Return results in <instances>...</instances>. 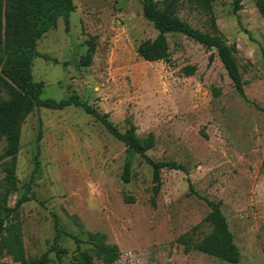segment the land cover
Masks as SVG:
<instances>
[{"label": "rangeland", "instance_id": "1", "mask_svg": "<svg viewBox=\"0 0 264 264\" xmlns=\"http://www.w3.org/2000/svg\"><path fill=\"white\" fill-rule=\"evenodd\" d=\"M163 6L165 0H156ZM70 35L65 20L38 40L33 76L44 98L78 95L109 113L122 131L129 122L144 139L150 132L155 160H176L182 170L164 168L158 193L153 169L138 154L80 107L34 110L22 127L17 159V188L7 192V159H0V202L14 206L35 167L36 138L42 128L40 168L33 181L35 200L18 210L26 254L36 258L53 242V213L62 227L87 239L106 235L105 243L121 250L120 258L96 264H231L193 250L177 239L190 233L204 237L211 208L204 198L222 201V210L241 252V264H264V18L254 0H243L235 13L233 0H214L216 24L228 44L235 43L245 82V97L234 87L217 48L179 32L168 33L167 60L147 61L137 48L158 31L143 15L139 0H74ZM179 16L193 27L212 32L210 15L188 0ZM95 54L87 62L88 41ZM195 66L193 75L184 67ZM0 97H8L0 91ZM6 140L0 139V155ZM132 161L131 181L122 179ZM188 178L194 190H190ZM134 202H126L124 196ZM153 198L156 203L153 204ZM5 211V210H4ZM63 262L72 261L75 241L64 236ZM88 244H82L86 249ZM51 262L58 264L55 252ZM0 264H18L5 254Z\"/></svg>", "mask_w": 264, "mask_h": 264}, {"label": "trees", "instance_id": "2", "mask_svg": "<svg viewBox=\"0 0 264 264\" xmlns=\"http://www.w3.org/2000/svg\"><path fill=\"white\" fill-rule=\"evenodd\" d=\"M142 3L144 17L149 20L158 31L154 39L141 42L137 48L138 54L147 61L167 60L170 56L168 33L179 32L205 45L208 48H217L228 76L235 89L245 97L242 73L237 60L238 48L235 43L228 44L216 24L213 2L214 0H188L202 8L210 15L212 32H205L193 27L183 20L179 14V5L184 0H165L163 6L156 0H139ZM243 0H233V10L237 13L242 8ZM259 13L264 18V0H254ZM76 9L74 0H0V91L8 97H0V139L6 140L4 152L0 159H7L4 182L7 192L17 188L16 175L17 159L21 146L22 127L26 118L36 109L47 108L63 110L68 106L80 107L94 116L106 130L116 139L123 142L129 155H140L153 169L154 193H158L161 183V171L164 168L182 170L188 174L187 167L176 160H155L147 152L155 145V136L150 132L144 139L137 135V127L132 122L125 131H122L112 120L109 113H102L89 102L78 95L56 100L44 98L43 85L33 76L34 59L48 55L41 54L38 49V40L51 28L58 24L59 18L65 20V29L70 35V14ZM87 62L95 54V44L89 40ZM195 66L184 67L186 75H193ZM42 128H39L36 138L35 167L32 176L24 183V191L14 206L2 208L0 202V255H9L18 264H49L50 253L55 252L58 264H96V260L107 263L117 261L121 250L116 245L105 243L106 235L96 232L89 233L87 239L66 231L60 224L59 217L53 213L55 234L48 250L36 258H29L26 254L23 240L22 223L18 218L20 207L35 200L33 181L40 168ZM264 168V161L262 163ZM132 161L130 157L124 164L122 179L131 181ZM190 190L194 193L192 181L188 178ZM126 202H134L135 198L125 195ZM211 208L204 218V222L211 226V231L200 239H195L190 233L181 235L177 241L184 245V251L193 250L229 261L231 264H241V252L230 230L227 217L222 210V201L204 198ZM156 201L153 198V204ZM5 210V211H4ZM69 236L76 243V250L72 261L63 262V255L67 248L60 246L64 236ZM82 244L89 247L82 249Z\"/></svg>", "mask_w": 264, "mask_h": 264}]
</instances>
